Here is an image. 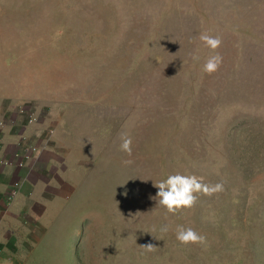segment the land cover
<instances>
[{
    "label": "rangeland",
    "instance_id": "1",
    "mask_svg": "<svg viewBox=\"0 0 264 264\" xmlns=\"http://www.w3.org/2000/svg\"><path fill=\"white\" fill-rule=\"evenodd\" d=\"M201 32L223 40L211 75ZM10 79L73 188L27 264H264V0H0ZM176 173L225 191L166 214L153 184Z\"/></svg>",
    "mask_w": 264,
    "mask_h": 264
},
{
    "label": "crops",
    "instance_id": "2",
    "mask_svg": "<svg viewBox=\"0 0 264 264\" xmlns=\"http://www.w3.org/2000/svg\"><path fill=\"white\" fill-rule=\"evenodd\" d=\"M9 88L6 92L0 89V264H27L32 249L50 230L48 225L54 223V215L73 188L67 185L62 189L67 176L63 179L59 170L66 172L62 170L66 168L55 164L68 156L49 153L46 147L50 141L41 125L30 128L27 124L26 96L11 79ZM40 143L45 149L33 154L32 149ZM15 182H20L18 192L7 201ZM74 231L77 235L78 229Z\"/></svg>",
    "mask_w": 264,
    "mask_h": 264
},
{
    "label": "clouds",
    "instance_id": "3",
    "mask_svg": "<svg viewBox=\"0 0 264 264\" xmlns=\"http://www.w3.org/2000/svg\"><path fill=\"white\" fill-rule=\"evenodd\" d=\"M199 40L213 54L210 55L202 66V71L211 75L219 70L223 63V57L218 49L222 46V37L211 35L207 32H201ZM193 60L198 61L197 55L192 56ZM120 144L118 150L131 156L133 151V139L129 132L120 134ZM125 163H131L126 161ZM153 186L158 189L155 196L152 197L157 205L165 209L166 214L176 215L184 209H191L196 206L200 196L213 197L225 191L223 182L205 183L194 174H170L166 179L154 182ZM162 232H168L169 228L164 225ZM176 240L184 246L188 245H206L207 239L191 227L180 225L176 229ZM147 251H153L155 247L151 244L141 246Z\"/></svg>",
    "mask_w": 264,
    "mask_h": 264
},
{
    "label": "built area",
    "instance_id": "4",
    "mask_svg": "<svg viewBox=\"0 0 264 264\" xmlns=\"http://www.w3.org/2000/svg\"><path fill=\"white\" fill-rule=\"evenodd\" d=\"M1 145V144H0ZM18 187H19V185H18V183L16 182L13 186H12V188H10V190L8 191V193H7V195H6V200L7 201H11L15 196H16V194H17V192H18Z\"/></svg>",
    "mask_w": 264,
    "mask_h": 264
}]
</instances>
